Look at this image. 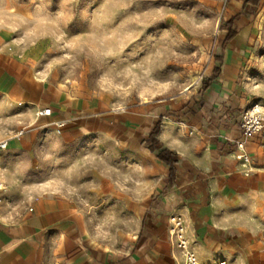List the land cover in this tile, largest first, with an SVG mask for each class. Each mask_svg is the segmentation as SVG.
I'll list each match as a JSON object with an SVG mask.
<instances>
[{
    "label": "crops",
    "instance_id": "obj_1",
    "mask_svg": "<svg viewBox=\"0 0 264 264\" xmlns=\"http://www.w3.org/2000/svg\"><path fill=\"white\" fill-rule=\"evenodd\" d=\"M237 35L226 44L218 77L206 90L201 85L197 97L182 109L144 104L124 113L102 112L98 104L49 87L36 75L35 65L0 35V108L17 115L18 135L50 124L47 133L55 146L62 134L66 142H87L81 155L95 150L73 164L65 182L69 192H39L26 208L21 199L27 186L19 173L10 172L19 167L0 161V181L6 186L0 190V264H188L187 250L200 264H264V238L259 235L263 222L258 219L260 212L264 215V130L247 140L244 150L237 148L238 123L249 108L246 80L231 55L236 54L230 44ZM216 66L214 57L203 80ZM47 107L52 114L39 115ZM159 121L156 139L161 150L174 155L173 174L170 164L158 157L159 149L152 152L147 142ZM58 122L65 124L59 128ZM100 135L135 147L134 154L142 148L161 175L156 195L133 205L131 230L113 244L100 241L94 220L100 207L93 208L88 198L100 202V194L113 186L112 199L126 201L113 178L103 176L100 182ZM10 146L16 148L18 142L12 140ZM243 153L248 158H240ZM85 174L94 175V182L78 187L76 176ZM172 215L184 221L185 248L171 235Z\"/></svg>",
    "mask_w": 264,
    "mask_h": 264
},
{
    "label": "rangeland",
    "instance_id": "obj_2",
    "mask_svg": "<svg viewBox=\"0 0 264 264\" xmlns=\"http://www.w3.org/2000/svg\"><path fill=\"white\" fill-rule=\"evenodd\" d=\"M243 1L0 0V35L35 65L49 87L98 104L102 112L137 111L144 104L176 111L197 97L215 55L222 53L220 43L228 32L223 24L242 11ZM235 28L238 35L230 45L236 54L231 55L246 80L249 108L264 106V0L261 7L243 11ZM17 119L0 108V141L8 143L0 149V161L19 167L10 172L19 173L27 186L22 207L39 192H69L65 182L73 164L95 150L81 155L87 142H66L62 134L55 146L47 133L50 124L18 135ZM12 140L18 147L10 146ZM133 151L100 135V182L103 176L113 178L126 196L121 204L115 202L113 186L100 194V202L88 196L93 208L100 207L94 220L106 244L131 230L133 205L151 201L161 181L143 149ZM94 178L78 175L76 182L80 187ZM258 219L264 238L263 212Z\"/></svg>",
    "mask_w": 264,
    "mask_h": 264
},
{
    "label": "built area",
    "instance_id": "obj_3",
    "mask_svg": "<svg viewBox=\"0 0 264 264\" xmlns=\"http://www.w3.org/2000/svg\"><path fill=\"white\" fill-rule=\"evenodd\" d=\"M52 114V108L47 107L39 112V115L50 116ZM64 122L56 123L57 127L64 126ZM239 135L235 140L237 148L244 150L247 140L251 139L257 133L264 130V106L260 103L253 104L250 108L245 110L238 123ZM7 141L0 142V149L7 147ZM240 158H248L247 154H241ZM6 188L5 183L0 181V190ZM171 235L179 240V245L182 248L186 247L184 240V221L179 215H172L169 218ZM186 259L188 264H200L196 255L190 250L186 251ZM208 264H229L226 260H220Z\"/></svg>",
    "mask_w": 264,
    "mask_h": 264
},
{
    "label": "trees",
    "instance_id": "obj_4",
    "mask_svg": "<svg viewBox=\"0 0 264 264\" xmlns=\"http://www.w3.org/2000/svg\"><path fill=\"white\" fill-rule=\"evenodd\" d=\"M261 1L262 0H244L243 6H242V11L239 12L238 14L232 16L231 18H229L228 20H226L224 22L223 27L226 28L228 30V32H227L225 38L220 43L221 48H222V53L215 55L217 66L215 67L213 74L209 78L203 80L202 90H206L212 84V82L218 77V75L221 72V65L223 64V58H224L223 51L225 50L226 44L228 42L232 41L238 33V31L235 28V22L239 18H241L242 12L245 11L247 8H249V7L258 8L261 4ZM159 131H160V121L157 123L153 133L151 134V136L149 137L147 142L151 143L150 148H151L152 152H155L156 150L159 149L158 157L160 159L166 160L170 164L171 174H173L174 163L176 160L174 159L173 153H171L169 150H167V149L161 150L160 142L156 139V136L158 135ZM166 154H171L172 159L168 160L167 158H165Z\"/></svg>",
    "mask_w": 264,
    "mask_h": 264
}]
</instances>
